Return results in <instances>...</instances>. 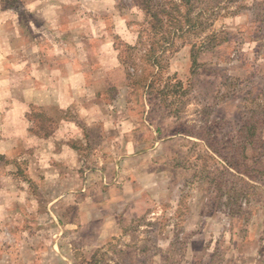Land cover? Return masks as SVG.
Listing matches in <instances>:
<instances>
[{
  "label": "rangeland",
  "instance_id": "rangeland-1",
  "mask_svg": "<svg viewBox=\"0 0 264 264\" xmlns=\"http://www.w3.org/2000/svg\"><path fill=\"white\" fill-rule=\"evenodd\" d=\"M89 1L78 0L82 28L63 42L76 70L84 69L78 83L99 92L66 118L90 111L99 123L78 125L82 137L61 140L78 166L70 163L68 178L50 175L44 170L57 155L44 156V148L56 149L59 140L48 138L57 123L37 93L40 104L24 112L32 147L20 161L0 156V263L264 264V0ZM25 3L0 0L7 113L22 96L9 87L34 81V57L16 62L17 39L4 43L2 35L50 32L28 27V12L19 8ZM133 159L146 177L131 210L139 217L122 222V235L99 237L86 218L75 229V198L47 204L62 192L57 183L43 185L50 177L67 178L70 193L81 176L83 195L106 197L116 176L132 174Z\"/></svg>",
  "mask_w": 264,
  "mask_h": 264
},
{
  "label": "crops",
  "instance_id": "crops-1",
  "mask_svg": "<svg viewBox=\"0 0 264 264\" xmlns=\"http://www.w3.org/2000/svg\"><path fill=\"white\" fill-rule=\"evenodd\" d=\"M85 2L89 4L90 1L85 0ZM82 4L84 3H79L78 0H26V3L20 5L19 8L20 13L24 11L28 12V20L30 21H28V27H31L34 32L40 27L44 31H50L49 34L40 38H37L35 35H29L24 38L21 32L16 30L9 37L4 38L2 35L4 43L5 40L7 41V39L11 37L17 39L18 44L15 49L18 51L16 56L18 59H14L16 62L20 63V61H24L25 58L33 54L34 60L33 62L29 61V64L32 65L34 81L32 83L28 81L29 84H22L20 87V84H17L13 89L11 86L9 87L10 91L20 90L22 93L20 99H11L12 112L9 110L7 113L0 102V156H6L7 152H9V155L17 159V161H20L23 156L26 155L24 150L28 147H32L31 140H34V138L29 136V133H27L28 131L25 129L24 124L25 122L27 124V121L24 119V112L26 109L31 108V106L40 104V102L36 100V96L41 90L45 94L47 100L43 112L46 109L53 111V116L48 115L51 118L50 123H53V125L57 123V128L55 127V130L50 133L51 136L49 135L48 139L53 138L59 140L56 149L53 150L51 144L46 145L44 148V156L57 155L54 157V161H50L48 169L44 171H48L50 175L56 172L59 174L66 172L65 175L67 178L68 166L72 165L70 163L74 165L77 161L74 167L78 166L75 151L73 152L72 149L67 148L66 143H64L67 136H69V138H72V135L76 138L77 136L82 137L83 131L81 130L80 133L78 125H82L83 123H99L98 120L90 116V111L85 112L86 115L84 117H78L74 120L66 118L68 109L75 106L78 110H82L80 104L83 102H86V104L92 103L94 100L93 93L98 95L99 92L98 86H92L89 83L86 85L78 83L84 69L81 71L76 70V64H72L74 56L70 57L66 52L67 49L63 42L65 41L64 39L67 40L74 37L79 31V28H82L83 23H81L79 27L76 25L77 20L80 19L79 13H83L82 7L84 6ZM77 27L78 29L76 30ZM45 43L48 44V48L45 46L41 47V45H45ZM24 52H27V55H24ZM14 57L15 56L10 55L11 59ZM68 58L71 60L67 62L66 60ZM28 66L30 65H27L25 68H28L27 70L29 71ZM88 67L87 69L86 65L84 66L90 75L92 71L90 70L89 63ZM79 72H81V75L78 74ZM38 75L42 78L39 81H37L38 79L36 78ZM69 92H77V94L71 95ZM86 92L90 93L88 97L85 96ZM42 114L46 115L45 113ZM122 133L123 132L119 130V134ZM61 140L64 142H61ZM125 154L128 157H136L139 153L126 150ZM136 162L137 160L133 159L132 164L134 168L132 174L128 175L127 178L121 176L122 178L119 179V176H116L113 179L114 183L110 184V188L108 189L110 194L106 197L94 195L91 191V193L89 192V194L83 195L85 192L83 189L84 184L80 182L82 177L80 176L79 179V174H75L74 176L75 180H77V178L79 179L78 183L75 184V189H78V191L75 190L70 193H67L69 184L67 178L53 177L54 179H51L50 177L48 181L43 182V185L50 182H53V184L57 183L58 187L60 186V188H62V192L54 194L51 199L47 201V204H55L63 200L66 201L68 198H75L77 200L75 202L76 218L74 222H70V224H74L75 229L79 227L80 231H82L84 227L83 219L86 218V221L90 220L89 225L96 223L97 230L95 233L99 237L122 235V222H131L139 217L137 213L131 210L134 206L139 204L137 198L140 197V194L143 192L142 181L143 177L145 178L146 176H143V172L139 171L142 165L139 164L137 166ZM121 168V171L124 172V168ZM72 169L75 170V168L70 167V170ZM152 178L150 182H156L154 179L155 177ZM122 181L123 183H121ZM155 182L152 186H155ZM15 198V196L11 197L10 201L13 202ZM138 206L139 205H137V207ZM1 226L2 219L0 217V228ZM56 236H61V234L58 232ZM43 261H45V259H42V264ZM0 262H4L3 256H0Z\"/></svg>",
  "mask_w": 264,
  "mask_h": 264
},
{
  "label": "trees",
  "instance_id": "trees-1",
  "mask_svg": "<svg viewBox=\"0 0 264 264\" xmlns=\"http://www.w3.org/2000/svg\"><path fill=\"white\" fill-rule=\"evenodd\" d=\"M154 17L156 18V17H157V15H156V14H154Z\"/></svg>",
  "mask_w": 264,
  "mask_h": 264
}]
</instances>
